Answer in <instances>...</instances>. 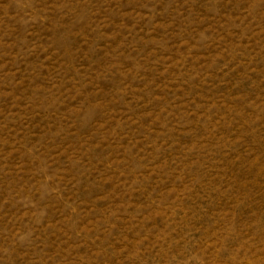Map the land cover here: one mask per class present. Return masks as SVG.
I'll list each match as a JSON object with an SVG mask.
<instances>
[{
  "label": "rangeland",
  "instance_id": "obj_1",
  "mask_svg": "<svg viewBox=\"0 0 264 264\" xmlns=\"http://www.w3.org/2000/svg\"><path fill=\"white\" fill-rule=\"evenodd\" d=\"M0 264H264V0H0Z\"/></svg>",
  "mask_w": 264,
  "mask_h": 264
}]
</instances>
